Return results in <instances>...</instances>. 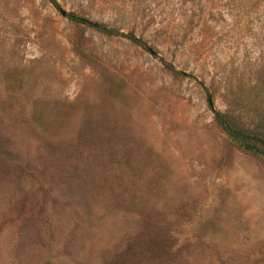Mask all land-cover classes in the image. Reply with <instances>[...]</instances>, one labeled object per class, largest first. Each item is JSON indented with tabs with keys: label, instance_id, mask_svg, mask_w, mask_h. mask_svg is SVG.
Here are the masks:
<instances>
[{
	"label": "rangeland",
	"instance_id": "rangeland-1",
	"mask_svg": "<svg viewBox=\"0 0 264 264\" xmlns=\"http://www.w3.org/2000/svg\"><path fill=\"white\" fill-rule=\"evenodd\" d=\"M54 1L0 0V264H264V163L213 123L257 126L264 0Z\"/></svg>",
	"mask_w": 264,
	"mask_h": 264
},
{
	"label": "trees",
	"instance_id": "trees-1",
	"mask_svg": "<svg viewBox=\"0 0 264 264\" xmlns=\"http://www.w3.org/2000/svg\"><path fill=\"white\" fill-rule=\"evenodd\" d=\"M48 3L54 9H58V5L54 0H48ZM66 18L74 23L87 24L92 29L105 36L110 37L112 34L111 31H108L102 25L96 23H87L83 19L74 15H66ZM126 38L132 44L140 48H145L144 43H142L139 39H136L133 36H128ZM168 70L171 74L177 75L173 69L168 67ZM259 74L260 76L262 75L263 79L261 78L262 80L254 84L248 93L249 98H252V100L257 99V101L261 102L260 106H253V113H255L256 119L258 120L255 129L247 130L243 127H240L238 125V117L231 111L214 113L213 123L217 128H219L232 148L248 153L251 156L262 160L264 163V76L262 72ZM235 100L237 102L239 98L237 97ZM171 247L172 246L167 239L159 237L158 235L154 236L149 233L142 235L137 242V252L139 254H151L152 261L154 259L164 260L166 257H168L170 260H172V263L179 264L178 261H175L177 255H173L174 253H172Z\"/></svg>",
	"mask_w": 264,
	"mask_h": 264
},
{
	"label": "water",
	"instance_id": "water-1",
	"mask_svg": "<svg viewBox=\"0 0 264 264\" xmlns=\"http://www.w3.org/2000/svg\"><path fill=\"white\" fill-rule=\"evenodd\" d=\"M61 15L64 16V13L61 12ZM153 54V53H152Z\"/></svg>",
	"mask_w": 264,
	"mask_h": 264
}]
</instances>
